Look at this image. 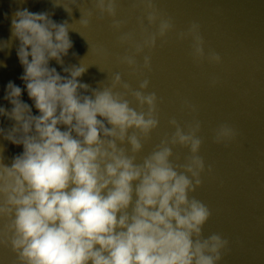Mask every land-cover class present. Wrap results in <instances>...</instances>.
Wrapping results in <instances>:
<instances>
[{"label":"clouds","instance_id":"9594fccd","mask_svg":"<svg viewBox=\"0 0 264 264\" xmlns=\"http://www.w3.org/2000/svg\"><path fill=\"white\" fill-rule=\"evenodd\" d=\"M52 5L68 15L69 9L72 15L73 7H81L79 0L68 5L52 0ZM143 6L149 27L159 21L157 30L149 32L142 18L141 43L134 42L131 32L118 38L119 44L135 49L134 55L118 58L133 74L140 70L135 56L155 48L158 38L174 30L172 18L152 0H143ZM94 7L100 18H112L117 32L128 23L116 19V0H94ZM92 14L88 10L79 19L83 27L89 26ZM52 15L17 9L9 38L0 40V51L16 43L24 84L22 89L9 81L4 100L11 108L0 106V117L13 122L8 129L0 128V137L23 149L6 164L0 145V246L10 248L16 264H220L230 251L229 240L219 233L204 236L212 211L190 195L202 186L205 172L201 122L193 119L181 127L170 119L175 131L137 163L159 126L158 97L147 92L150 81L143 79L133 89L116 73L110 86H101L102 81L93 89L82 83L79 78L87 68L65 66L73 48L69 22H56ZM177 38L191 40V56L198 65L222 63L216 51L205 53L198 23L192 22ZM142 67L151 70L150 55L144 56ZM218 82L213 77L211 85ZM24 91L32 106L22 100ZM183 108L197 111L188 101ZM238 135L221 123L213 143L227 147ZM177 146L188 150L183 162L179 156L172 160ZM207 171L211 173V165Z\"/></svg>","mask_w":264,"mask_h":264},{"label":"water","instance_id":"95a60500","mask_svg":"<svg viewBox=\"0 0 264 264\" xmlns=\"http://www.w3.org/2000/svg\"><path fill=\"white\" fill-rule=\"evenodd\" d=\"M68 5L72 0H55ZM80 9L73 7L69 15L62 7L53 8L52 0H0V40L10 36L12 13L27 8L31 12H53L56 22H69V36L73 48L64 58L65 66L87 68L79 78L95 89L110 86L116 73L122 81L133 89H138L143 79L150 81L147 92H155L158 97L159 126L144 143L137 156V163L152 152L165 137L175 129L169 120L175 118L184 127L193 119L201 122L199 135L204 139L200 155L205 161L202 186L190 195L208 205L212 216L205 224V237L219 233L229 240V248L220 264H264V0H152L159 12L171 17L174 30L156 41L155 48L135 56L139 71L119 62V57L134 55L131 44H119L118 38L125 33H133L136 43L143 40L139 19H144V27L155 32L157 25L148 26L143 0H116V19L128 23L119 32L111 27L112 18L100 13L94 7V0H79ZM92 11L87 28L79 19ZM196 22L204 38L205 53L209 49L222 57L219 65L205 61L197 64L191 56V40H179L177 33L186 31ZM80 35H79V34ZM166 41V42H165ZM75 52L77 55L73 56ZM151 56V70L143 69L144 56ZM61 75L60 65L50 61ZM23 68L16 54V43L10 49L0 51V106L7 109L11 105L4 100L9 81L24 88L20 76ZM219 82L213 87L212 78ZM117 91H123L117 88ZM90 94V93H84ZM22 100L32 106L27 92ZM131 100V97H129ZM188 101L197 109L191 112L183 108ZM136 107L135 102L132 104ZM33 114L38 115L32 108ZM12 121L0 117V128L8 129ZM227 123L239 135L225 147L213 143L216 127ZM61 130H64L61 128ZM0 145L5 149L4 162L20 154L22 146H17L0 137ZM127 147V145H125ZM173 162H179L189 154L179 146L172 149ZM212 171H207V166ZM4 221H0V231ZM0 264H16V256L10 248L0 246Z\"/></svg>","mask_w":264,"mask_h":264}]
</instances>
